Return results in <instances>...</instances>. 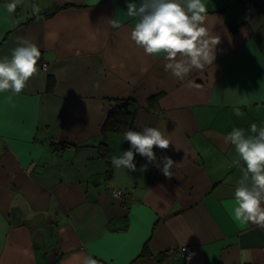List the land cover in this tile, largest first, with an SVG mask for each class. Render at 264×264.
I'll return each mask as SVG.
<instances>
[{"label": "crops", "instance_id": "1", "mask_svg": "<svg viewBox=\"0 0 264 264\" xmlns=\"http://www.w3.org/2000/svg\"><path fill=\"white\" fill-rule=\"evenodd\" d=\"M8 2L0 56L18 36L41 56L20 94L0 93V264H264V227L232 215L245 166L226 140L264 125V0H208L216 60L183 80L131 40L126 0H24L12 14ZM120 99L133 100L128 130L171 134L145 172L139 155L136 172L111 164L130 148L103 129ZM182 247L190 261L171 253Z\"/></svg>", "mask_w": 264, "mask_h": 264}, {"label": "clouds", "instance_id": "2", "mask_svg": "<svg viewBox=\"0 0 264 264\" xmlns=\"http://www.w3.org/2000/svg\"><path fill=\"white\" fill-rule=\"evenodd\" d=\"M24 0H9L4 5L12 14ZM208 0H126V14L134 20L131 40L143 49L146 55L162 56L165 71L180 80L194 70H203L216 60L217 45L221 42L207 26ZM32 13L39 15L40 7L33 3ZM113 27H119L111 20ZM41 51L37 44L23 36L16 38V47L10 55L0 56V93L20 94L27 82L38 71L37 64ZM191 83V81L189 82ZM241 103H244L241 100ZM236 114L240 115L239 108ZM125 141L130 148L120 156H113L114 168L136 172V155L146 159L139 171H147V164L155 163L154 148L167 150L172 144L171 134L166 127H144L141 131L127 130ZM226 140L234 146L239 160L245 166L238 186L234 191L232 215L234 220L246 224L251 222L264 227V125L253 123L250 132L234 128ZM160 169L166 177H171V169L177 164L171 157L164 156ZM159 167V164L157 165ZM194 253L188 255L192 259ZM82 264H98L92 256H85Z\"/></svg>", "mask_w": 264, "mask_h": 264}, {"label": "trees", "instance_id": "3", "mask_svg": "<svg viewBox=\"0 0 264 264\" xmlns=\"http://www.w3.org/2000/svg\"><path fill=\"white\" fill-rule=\"evenodd\" d=\"M224 1L228 5L229 0ZM115 102V106H111L112 109L108 112L103 129L111 131H127L129 123L133 117V112H129L130 110L127 111L126 106L133 103V100L120 99L115 100ZM100 148L104 150L106 149L104 145H101Z\"/></svg>", "mask_w": 264, "mask_h": 264}, {"label": "built area", "instance_id": "4", "mask_svg": "<svg viewBox=\"0 0 264 264\" xmlns=\"http://www.w3.org/2000/svg\"><path fill=\"white\" fill-rule=\"evenodd\" d=\"M43 69H46V68L43 67ZM116 191H119V190H113L112 191L113 197H115V198L118 197L117 199H123L124 198V193L122 191H120V192H116ZM171 253L175 254V255H179V254L188 255L190 253V249L188 247H182V248H180L178 250H172Z\"/></svg>", "mask_w": 264, "mask_h": 264}, {"label": "rangeland", "instance_id": "5", "mask_svg": "<svg viewBox=\"0 0 264 264\" xmlns=\"http://www.w3.org/2000/svg\"><path fill=\"white\" fill-rule=\"evenodd\" d=\"M116 192H120V190H119V191H116ZM114 198H115V197H114ZM117 198H118V197H117ZM117 198H116V199H117Z\"/></svg>", "mask_w": 264, "mask_h": 264}]
</instances>
